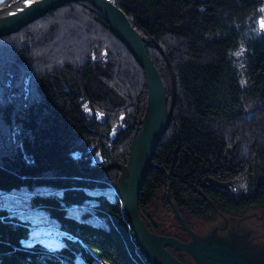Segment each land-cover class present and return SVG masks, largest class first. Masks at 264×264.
I'll return each instance as SVG.
<instances>
[{
  "label": "trees",
  "instance_id": "16d2710c",
  "mask_svg": "<svg viewBox=\"0 0 264 264\" xmlns=\"http://www.w3.org/2000/svg\"><path fill=\"white\" fill-rule=\"evenodd\" d=\"M13 0H0V7ZM140 33L171 101L169 127L158 143L139 196V211L154 233L185 241L182 226L166 230L156 211L211 221L217 211L240 215L264 206L263 0H113ZM172 66L173 75L171 74ZM147 101L142 67L85 0L65 3L0 37V188L49 185L32 205L45 208L100 259L147 264L119 199L84 187L118 181L110 162L125 163ZM57 162L72 163L32 174ZM22 173V174H21ZM251 179L241 194L208 178ZM169 189V190H168ZM92 201L105 225L69 213ZM28 222L0 208V264H77L94 256L77 240L49 248L27 243ZM171 253L185 264L183 251Z\"/></svg>",
  "mask_w": 264,
  "mask_h": 264
},
{
  "label": "water",
  "instance_id": "95a60500",
  "mask_svg": "<svg viewBox=\"0 0 264 264\" xmlns=\"http://www.w3.org/2000/svg\"><path fill=\"white\" fill-rule=\"evenodd\" d=\"M70 1L74 0H33L13 12L8 9L14 3L1 7L0 37L18 31L48 11ZM85 1L101 12L112 32L129 48L142 67L146 79L147 101L143 118L139 121L138 132L131 141L126 162H111L84 176L95 178L111 168L120 170L117 195L121 202V211L130 224L140 253L149 264H183L166 247L168 244L192 256L195 260L192 264H264V237L258 238L255 235L256 230L248 229L244 222L228 218L219 225H206L195 234L172 204L169 192L168 201L177 220L190 235L191 241L154 233L145 225L139 211L140 191L149 170L154 166L152 159L155 149L171 121L175 100L174 81L171 101L168 103L159 71L145 47L142 36L132 26L125 12L113 0ZM169 65L171 67L170 61ZM51 167H67L77 176L82 175L68 162L53 163L25 171L23 174H32ZM0 175L7 178L19 176Z\"/></svg>",
  "mask_w": 264,
  "mask_h": 264
},
{
  "label": "rangeland",
  "instance_id": "374dc122",
  "mask_svg": "<svg viewBox=\"0 0 264 264\" xmlns=\"http://www.w3.org/2000/svg\"><path fill=\"white\" fill-rule=\"evenodd\" d=\"M17 1L18 0H13L9 3H5L1 7L5 5H9L11 3H16ZM27 1L29 3L33 0H27ZM261 12H262L263 17L260 19V26L261 28L264 29V0H263V3L261 4ZM170 68H171V74L173 75L172 66ZM172 85H173V80H172ZM172 85H171V96H172ZM143 115H144V112H143ZM143 115L138 120V125L136 126L133 137L138 132L137 128L140 126L139 121L143 118ZM129 150H130V147H129ZM119 179H120V176H119ZM119 179L116 183L105 185L103 187L95 186L91 188H88V187H84V188L94 193L104 192L109 199L114 200L118 198L117 189H118ZM208 180L210 184L218 186L223 189L233 191L236 194H241L245 192L249 186V183H251V179H249V177H247L246 175H239V176L229 178V179H217V178L210 177L208 178ZM54 191L55 192L59 191V188L58 187L52 188L49 185H39V186H35L32 188L26 185L14 187L12 189H1L0 188V208L7 210L9 214L18 216L21 220L28 222L27 225L28 227H30L31 231L29 233L28 238L24 240L25 242L32 243L34 241H39L47 245L49 248H56V247H59L60 245H63L64 238H67L70 240H77L84 246L87 252H89L91 255L94 256V260L91 263H88V262L83 261L80 258V256L76 255L75 260L77 264H112L109 261L98 258L85 243H83L80 239H78L76 235H73L70 231L61 228L59 225V222L55 220L52 216H50L49 211L47 209L36 206V205H32L30 203V199L33 194L51 193ZM92 203H93L92 201H86L85 203H81L79 205L74 204L72 205V207L67 208V211L69 213L76 215L77 217H81L82 212L87 211L89 213V215L87 216L88 220L105 225L106 218L99 215L96 212V210L92 206ZM171 208H172V205H171ZM155 217H156V220L159 223H161V226H164L166 230L168 229L173 230V229H177L179 225L182 226L180 222L177 220L173 212V208H172L171 214L170 212L165 211L164 209H161L160 211V208H159V210L156 211ZM228 218H234V219L239 220L240 222H244L248 229L256 230L255 235L258 238L264 237V206L249 209L240 215H231L223 211H217V216L215 219L211 221H202L200 219L193 218L190 221L191 222L190 225L185 219L184 220L186 221L188 226L194 231V233L198 234L199 231L204 226L219 225L221 222H223L224 220ZM168 236H172V235H168ZM185 241H188V242L191 241V237L189 234L187 235ZM173 247L174 246L171 245L170 248H173ZM172 250L178 251L180 249L173 248ZM183 256H184L185 264L195 263V260L193 259V257L187 254L186 252L183 253ZM146 263L149 264L147 261Z\"/></svg>",
  "mask_w": 264,
  "mask_h": 264
},
{
  "label": "bare ground",
  "instance_id": "6f19581e",
  "mask_svg": "<svg viewBox=\"0 0 264 264\" xmlns=\"http://www.w3.org/2000/svg\"><path fill=\"white\" fill-rule=\"evenodd\" d=\"M27 3H28L27 0H18L16 3H14L13 5H11V7L8 9V11H11V12L16 11V10L22 8Z\"/></svg>",
  "mask_w": 264,
  "mask_h": 264
}]
</instances>
